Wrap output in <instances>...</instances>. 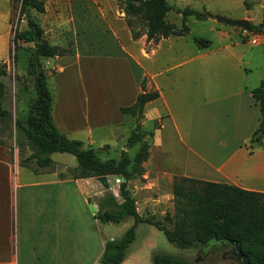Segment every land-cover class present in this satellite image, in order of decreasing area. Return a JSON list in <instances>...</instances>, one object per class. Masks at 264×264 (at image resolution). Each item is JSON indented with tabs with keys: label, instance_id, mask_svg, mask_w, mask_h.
I'll use <instances>...</instances> for the list:
<instances>
[{
	"label": "crops",
	"instance_id": "obj_1",
	"mask_svg": "<svg viewBox=\"0 0 264 264\" xmlns=\"http://www.w3.org/2000/svg\"><path fill=\"white\" fill-rule=\"evenodd\" d=\"M81 1L85 9L80 8L79 13L84 16L98 2ZM50 4L53 26L50 23L46 31L41 27L44 34L50 35V40L48 37L45 40L52 46L65 47L66 42L70 44V31L75 30L73 19L67 17L71 5L65 0H51ZM120 20L114 17L111 24L107 21L115 47L113 53L72 51L55 60L48 58L57 78L76 69L82 90L78 96L66 88L73 82L72 74L63 81L67 84L66 91L53 99L51 109L56 129L87 148L97 145L98 150L109 151V135L120 151L126 149L124 144L135 118L122 114L120 109L134 104L144 83L145 90L156 91L158 97L144 105L141 128L145 112L158 116L157 133L145 132V137H150L151 142L159 139L161 143L153 146L150 142L140 184H132L140 216L144 217L142 212L167 213L172 183L178 177L264 194V133L259 140L250 141L260 123L259 105L250 92L264 82L257 84L250 80L249 66L255 58L240 51L238 40L219 49L201 48L193 39L191 42L187 39L188 33L171 35L156 43L146 41L145 35L132 40ZM26 28L25 25L22 30ZM52 29L58 41H51ZM122 31L127 32L133 45H139L138 51L122 45L119 39ZM234 35L243 38L240 31ZM220 36L229 38L225 32H220ZM12 39L11 0H0L1 61L8 60ZM162 140H170L180 150L179 154L175 155L173 148L161 152ZM20 169L24 167L13 161L0 145V264H83L88 251L89 261L84 264H97L104 249L103 236L95 242L83 238L80 243L84 247L74 253L70 229L62 223L51 225V193L49 206L46 202L34 203L35 194L25 193V188L41 185L24 184ZM37 175H51V171L42 169ZM106 178L108 181L109 177ZM48 185L51 186V181ZM25 200L30 205L26 206ZM134 241L121 264H152L156 253L146 256L131 253Z\"/></svg>",
	"mask_w": 264,
	"mask_h": 264
},
{
	"label": "trees",
	"instance_id": "obj_2",
	"mask_svg": "<svg viewBox=\"0 0 264 264\" xmlns=\"http://www.w3.org/2000/svg\"><path fill=\"white\" fill-rule=\"evenodd\" d=\"M18 22L13 30V45L32 43L28 65L39 66L40 59L62 57L72 52L67 47L52 46L43 39L44 31L35 20L32 12L43 13L42 0H18ZM124 14L132 40L145 35L146 41L158 42L171 35L185 36L189 32L187 18L204 21L210 17L206 11L192 8H175L166 0H116ZM12 2V1H11ZM180 15V27L166 21L169 12ZM23 19L27 28L19 31L17 25ZM141 25L140 31L134 26ZM250 32L264 37V21L258 25L250 24ZM202 47L210 45L208 40L193 38ZM7 65L0 61V123L7 124L10 112L3 107ZM36 97L29 105L24 120L14 121L15 142L19 153L28 150L29 154L19 159V166L29 169L35 175L42 169L51 171L54 163L50 158L53 153L72 155L77 165L68 170L73 180L105 177L119 179L118 201L113 195L105 196L98 204L94 219L107 224H117L126 218H132L133 224L118 239L106 240L103 252L97 264H121L127 249L136 237L139 223L152 225L160 231L166 240L178 249H191L195 246H209L213 243L233 241L240 246L241 252L250 264H264V194L246 191L236 186L207 183L187 178H175L172 183L174 197L173 216L165 214L163 220L142 217L136 210L135 200L129 183L134 177L143 174L142 164L147 160L149 149L143 142L146 134L141 128L142 110L146 103L158 97L156 91L147 92L144 83L133 105L121 108L122 114L135 118L125 146L132 148L141 143L131 158L124 150L118 159H101L93 148L84 147L82 142L67 138L53 124L51 109L53 96L48 88L45 72L39 70L36 79ZM251 97L258 103L260 123L251 137V142L259 140L264 133V82L252 89ZM123 179V181H121ZM191 182L194 187L186 189L184 183ZM152 264H191L188 260L168 254L156 253Z\"/></svg>",
	"mask_w": 264,
	"mask_h": 264
},
{
	"label": "rangeland",
	"instance_id": "obj_3",
	"mask_svg": "<svg viewBox=\"0 0 264 264\" xmlns=\"http://www.w3.org/2000/svg\"><path fill=\"white\" fill-rule=\"evenodd\" d=\"M12 7V23L13 30L18 22V8L19 1L11 0ZM71 5V11L68 14V18H72L75 24V30L70 31V44H64L69 51H92L95 53H113L115 47L112 41V34L108 30L107 21L110 22L114 17L118 19L122 18L124 25L125 19L121 12V5L116 0H97L96 7L90 6L88 8L87 15H80L79 11H84V2L81 0H65ZM44 3V12L42 14L32 12V15L37 19V23L45 31L48 29L50 23L53 26L52 18L50 20L49 11L51 9V0H42ZM167 4L175 8H192L196 11H206L210 14V17L204 21L194 20L192 17L187 18V27L189 29L187 39L191 42L193 38H199L208 40L210 42L209 49H219L225 46V44H232L238 40L240 51L253 56L255 59L250 65V79L257 84L259 81H264V43L262 37L258 34H253L250 31L244 33L242 29L236 26H229L220 24L215 21L216 17H225L228 19H246L250 24L258 25L264 21V0H166ZM117 21V20H116ZM166 21L173 24L176 28L180 27V15L175 12H169L166 16ZM118 22V21H117ZM111 24V22L109 23ZM25 21L21 19L17 25L18 30L25 28ZM128 28V27H127ZM136 30H142L141 25L134 26ZM43 30V31H44ZM129 30V29H128ZM240 31L242 39L234 35V32ZM220 32L229 34V38L220 36ZM69 33V32H68ZM130 33V31H129ZM76 34V36L74 35ZM75 36V37H73ZM50 40V35L44 34L43 39ZM257 38L261 43L259 45H251L249 40ZM120 42L124 47H130L134 51L139 50V45L129 41L127 32L122 31L119 34ZM45 40V41H46ZM48 41V40H47ZM51 41H58V37L55 31L51 30ZM55 44V42L53 43ZM59 44V43H58ZM34 45L28 43L22 45L19 43L14 47L13 42L9 44V56L5 61L7 65V76L2 79L5 84V98L3 101V107L10 112L11 119L7 124L0 123V145L6 148L9 157L19 162V159L29 154L28 150H24L23 154L19 153V148L15 142L14 121L24 120L29 105L36 97L35 79L41 69L45 72L48 88L53 96V99L60 98L65 90L63 81L67 79L69 74H72L71 84L66 88L72 90L73 95L82 93V90L78 86V71L74 69L65 71V74L60 77H55V73L52 69V61L49 59H40V65L35 64L29 66V58ZM201 48H204L200 46ZM56 57H53L55 60ZM1 61V60H0ZM4 62V61H1ZM82 105V103H81ZM158 116L151 112H145L142 119V130L144 132H156V119ZM141 121V120H140ZM139 121V122H140ZM160 136V134H157ZM107 141L110 144L109 151L102 149L98 150V146L94 145L92 148L97 151L98 156L101 159H118L121 151L118 145H114L112 138L107 135ZM151 142L150 137H145L143 142L150 147L152 145H159L160 140ZM125 145V144H124ZM123 145V146H124ZM141 143L133 146L132 148L124 149L128 155L132 158L140 147ZM175 149V145L170 140H162L161 152L171 151ZM178 149L173 150L175 155L179 154ZM51 160L54 163V169H51V175L38 176L30 170L24 168L20 169V178L24 181V184H34L38 182L41 186L25 188V193H34L36 199L34 203L40 204L46 202L49 206V196L51 193V225L55 222L65 224L70 229V236L73 241L74 253L83 248V243H80L83 238L89 242H95L100 240L103 236L104 242L106 240L118 239L124 232L133 224L132 218H126L120 223L103 224L94 219V215L97 213L99 202L107 195H113L118 201V182L116 178L110 176L108 178L109 189L105 190L96 180L91 178L89 181L73 180L68 170L76 167L77 162L75 158L67 153H53L50 155ZM47 170V169H45ZM183 178V177H178ZM142 176L134 177L129 183L130 191L133 183L140 184ZM51 181V186L48 183ZM186 189L194 187L191 182L184 183ZM132 194V191H131ZM171 195L167 213L173 216L174 213V197ZM31 200V198H29ZM25 204L30 205L27 200ZM34 204V205H36ZM37 205V206H38ZM156 214L144 213V217H149L154 220H163L165 214H161L156 211ZM136 239L131 247V253H135L139 256H146V253H163L180 257L188 260L191 264H237L233 259L227 258L226 254L231 250V246L224 245L223 243H213L207 246H195L191 249H178L173 244L168 242L164 235L156 230L153 226L146 223H139L136 227ZM84 254L82 257L80 253L77 255L84 258L85 261H89L88 255L91 252ZM76 255V254H75ZM74 256V255H73ZM77 256V257H78ZM80 258L79 260H81Z\"/></svg>",
	"mask_w": 264,
	"mask_h": 264
},
{
	"label": "water",
	"instance_id": "obj_4",
	"mask_svg": "<svg viewBox=\"0 0 264 264\" xmlns=\"http://www.w3.org/2000/svg\"><path fill=\"white\" fill-rule=\"evenodd\" d=\"M215 21L220 24L236 26L244 30L245 32L250 31V22L246 19L233 20L225 17H216ZM96 180L105 190L109 189V184L105 176L96 178ZM121 181H123V179H121ZM228 243L231 246V250L226 254L227 258L233 259L237 264H250L248 258L241 252L240 246L237 243L233 241H230Z\"/></svg>",
	"mask_w": 264,
	"mask_h": 264
},
{
	"label": "built area",
	"instance_id": "obj_5",
	"mask_svg": "<svg viewBox=\"0 0 264 264\" xmlns=\"http://www.w3.org/2000/svg\"><path fill=\"white\" fill-rule=\"evenodd\" d=\"M243 32L246 33L244 30H243ZM249 43L251 45H257V44H260L261 42L257 38L254 37V38L249 40ZM116 180H117V182L119 184L120 180L119 179H116Z\"/></svg>",
	"mask_w": 264,
	"mask_h": 264
}]
</instances>
